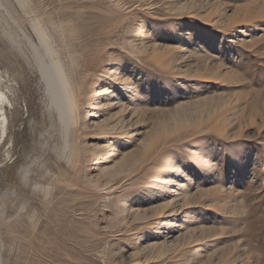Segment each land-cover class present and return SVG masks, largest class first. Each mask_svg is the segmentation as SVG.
I'll list each match as a JSON object with an SVG mask.
<instances>
[{"label": "rangeland", "instance_id": "obj_1", "mask_svg": "<svg viewBox=\"0 0 264 264\" xmlns=\"http://www.w3.org/2000/svg\"><path fill=\"white\" fill-rule=\"evenodd\" d=\"M0 92V264H264V0H0Z\"/></svg>", "mask_w": 264, "mask_h": 264}, {"label": "bare ground", "instance_id": "obj_2", "mask_svg": "<svg viewBox=\"0 0 264 264\" xmlns=\"http://www.w3.org/2000/svg\"><path fill=\"white\" fill-rule=\"evenodd\" d=\"M36 35L38 36L39 41L44 40L42 36V31L39 28H35ZM49 51V50H48ZM49 57L52 58V54H49ZM41 69L44 71V82L46 83L47 90L51 95L52 104L63 105L61 108V118L66 121L71 118V115L75 113L76 105H74V99L72 95L71 88L61 70L59 63L51 59L49 65H44L41 63ZM5 96L0 92V125L2 126L4 122V117L2 115V104L4 103Z\"/></svg>", "mask_w": 264, "mask_h": 264}]
</instances>
